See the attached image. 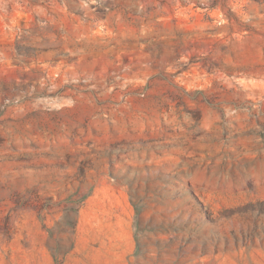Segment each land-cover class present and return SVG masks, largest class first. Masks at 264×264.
I'll return each mask as SVG.
<instances>
[{
  "label": "rangeland",
  "instance_id": "1",
  "mask_svg": "<svg viewBox=\"0 0 264 264\" xmlns=\"http://www.w3.org/2000/svg\"><path fill=\"white\" fill-rule=\"evenodd\" d=\"M0 264H264V0H0Z\"/></svg>",
  "mask_w": 264,
  "mask_h": 264
}]
</instances>
